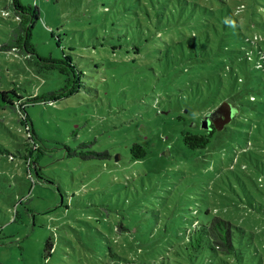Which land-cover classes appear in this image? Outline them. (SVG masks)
<instances>
[{
    "label": "rangeland",
    "instance_id": "rangeland-1",
    "mask_svg": "<svg viewBox=\"0 0 264 264\" xmlns=\"http://www.w3.org/2000/svg\"><path fill=\"white\" fill-rule=\"evenodd\" d=\"M5 1L0 16L6 15ZM20 2L39 10L31 40L37 53L69 56L86 77L72 96L27 107L32 140L16 113L0 110V144L14 157L0 155V264H105L107 246H122L131 258L128 238L117 227L129 229L140 246L159 250L165 244L154 236L162 220L190 227L205 218L206 207L242 227L249 264H264V182L257 181L252 162L233 150L249 139L247 155L261 156L262 105L242 101L233 131L219 132L222 139L201 151L182 141L183 131H196L194 115L176 118L181 107L185 112L195 104V82L219 71L203 24L222 15L230 24L243 5L234 55L243 57L246 50L254 56L264 43L245 38H264V0ZM218 32L220 37L223 28ZM144 41L160 52L147 54ZM256 78L250 84L264 101V81ZM63 80L55 71L34 75L14 51L0 53V90L16 85L29 96L43 95L58 91ZM134 144L146 148L144 158L131 157ZM48 239L54 244L50 257Z\"/></svg>",
    "mask_w": 264,
    "mask_h": 264
},
{
    "label": "trees",
    "instance_id": "trees-1",
    "mask_svg": "<svg viewBox=\"0 0 264 264\" xmlns=\"http://www.w3.org/2000/svg\"><path fill=\"white\" fill-rule=\"evenodd\" d=\"M3 9L6 11V15L0 16V20L5 23L6 28L4 30L0 29V53L14 51L15 54L31 66L34 75L40 76L55 71L64 78L63 86L58 91L48 92L43 95L34 94L29 96L25 94L26 91L21 86L16 85L0 90V110H11L12 114L16 113L19 124L22 120L24 121V124L21 123V127L23 125L26 126V133L29 132L30 134L28 138L32 140L34 131L26 112L27 107L35 103L52 102L58 98L72 96L83 87V78L86 77V74L69 56L63 55L59 59L52 56H41L37 53L31 43L34 23L40 18L39 10L36 6L22 5L20 0H6ZM220 9L223 10V7L220 6ZM243 9L242 5V8L235 10V21L230 22V24L227 23L225 15L220 18L214 16L216 23L207 22L203 24L206 30L205 35L208 36V41L210 42L209 52L213 57L211 60L215 63L216 70L219 71L209 78H201L195 82L197 86V100L193 102L195 104L185 107V112L180 106L179 114L176 117L177 120L184 121L185 116L193 114L198 122L196 125L193 124L196 126V131L185 130L182 132V141L191 151L206 150L213 141L212 139L215 138L214 142L222 139L219 132L226 130L232 132L230 123L234 122L239 107L243 102L246 104L260 102L262 113L264 114V101H261V98H257L250 84L251 79L256 78L255 71L260 73L256 79L264 81V51L258 47L259 49L254 56V52L246 50L243 57H235L234 55V52L237 53V51H234V44H237L241 36L238 28L240 30V22H242L244 17L239 16ZM205 10L207 13L215 15V11L212 8L206 7ZM218 27L223 28L220 37ZM192 30H194V27L188 33L191 36L192 43L195 44L196 33L192 32ZM4 33L5 36L3 35ZM233 36L234 38L230 39ZM245 41L253 45L257 44L256 41L264 43V38H259L255 35L252 41L248 38H245ZM145 42L141 46H143L147 54L160 52V50L152 48L157 44ZM228 43H232V50H230ZM189 50L193 51L192 46ZM138 51L143 52L141 50ZM229 52L232 54L227 56ZM253 59H255V62L252 66L250 63L253 62ZM221 72L225 74V77L221 75ZM210 79L213 80L216 87L211 88ZM225 81L226 83L224 84ZM200 86L203 89H200ZM186 87L189 88L187 85ZM188 95L190 96L191 93L189 94L188 92ZM223 103H228L235 109L232 119L224 124L222 129L216 128L211 121L208 123L209 129L202 128L201 122ZM262 125L264 127V123ZM262 145H264V141L259 146ZM249 146H251V143L248 139L246 146L240 151L234 148L233 150L237 155L243 154L252 162L253 168L260 172V175L256 177L257 181L262 183L264 182V150L261 151L260 157L256 153L254 158H252V155H247ZM130 153L131 157L137 160L144 158L147 150L140 144H134L130 148ZM2 154L14 158L0 144V155ZM204 213L205 218L196 219L190 227L186 228H181L175 220H162L161 233L156 234L154 238L163 241L165 245L161 249L153 251L147 247L140 246L143 242L135 241L137 238L131 236L129 229L122 225L117 227L121 234L128 238L129 245L127 247L133 257L127 258L125 253L120 250L122 246L116 248L107 246L105 264H249L251 253L249 252L248 236L245 230L233 224L228 218L211 212L209 207H206ZM129 237H132L133 240L131 239L130 241ZM143 238L146 242L153 239V237L145 236ZM53 251L54 244L48 239L45 244L46 257H50ZM95 259H99V257H95Z\"/></svg>",
    "mask_w": 264,
    "mask_h": 264
},
{
    "label": "water",
    "instance_id": "water-1",
    "mask_svg": "<svg viewBox=\"0 0 264 264\" xmlns=\"http://www.w3.org/2000/svg\"><path fill=\"white\" fill-rule=\"evenodd\" d=\"M234 112L235 109L230 104L223 103L207 115V117L201 122V126L204 129H209L208 123L211 121L215 124L216 128L222 129L223 125L232 119Z\"/></svg>",
    "mask_w": 264,
    "mask_h": 264
}]
</instances>
